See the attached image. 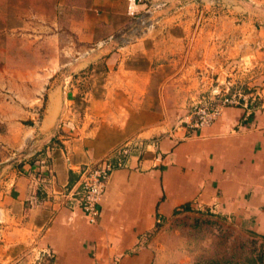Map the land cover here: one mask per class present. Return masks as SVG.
Instances as JSON below:
<instances>
[{"label": "crops", "instance_id": "obj_1", "mask_svg": "<svg viewBox=\"0 0 264 264\" xmlns=\"http://www.w3.org/2000/svg\"><path fill=\"white\" fill-rule=\"evenodd\" d=\"M154 1L165 16L152 30L133 21L147 17L136 0H68L50 32L30 35L36 61L20 82L26 95L0 109V264H187L186 243L162 238L179 234L189 214H209L264 239V84L260 108L229 106L196 131L185 125L130 142L136 145L111 174L97 222L80 211L78 168L125 145L98 155L91 122L113 129L108 121L152 103L154 90H163L162 98L180 87L186 69L264 72V0ZM98 64L103 93L88 97L91 120L79 123L69 111L61 117L62 89L73 99L78 74L92 83Z\"/></svg>", "mask_w": 264, "mask_h": 264}, {"label": "rangeland", "instance_id": "obj_2", "mask_svg": "<svg viewBox=\"0 0 264 264\" xmlns=\"http://www.w3.org/2000/svg\"><path fill=\"white\" fill-rule=\"evenodd\" d=\"M67 1L0 0V109L5 100L10 101L11 98L16 100V96L26 95V88L20 82L26 76L27 67L36 61L32 48L35 47L37 39L30 35L42 30L50 32L49 22H54L58 12L66 10ZM75 1L82 4L84 0ZM136 1L147 6L146 18L132 17L138 28L152 30L158 27L157 20L165 16L163 6L154 0ZM153 14L155 18H151ZM152 20L156 22L152 23ZM27 34L29 35L26 37ZM62 57H65L63 53ZM138 63H143V60L140 59ZM100 66L99 64L96 66L94 71L96 76L92 83L89 82L87 73L78 74L81 81L74 85L77 92L73 99H70L73 94L68 88L62 89L65 108L61 117L66 116L64 112L69 111L76 120L80 119L79 123L91 120L88 97H100L103 93ZM66 68L59 70V78L64 85L68 84L64 81L67 76L64 74ZM200 68H185L186 81H183L180 87L179 83H175L173 89L164 90L162 98L159 95L163 90L156 89L154 97L150 100L152 103L145 104L135 113L121 115L119 118L116 116L115 119L108 121V124H113V129L101 130L99 123H88V130H96L97 133L90 145L98 148L100 152L97 154L103 156L112 146L151 137L162 138L170 131L194 120L199 108L211 109L225 96L232 94L245 96L251 107L260 108L261 89L264 84V78L261 80V76L264 77L262 68L251 66L248 71L237 72L230 66L229 69L223 68L222 73H218L211 65L206 66V69ZM37 113L36 116H42V109L40 108ZM130 117L132 119H129ZM1 124L0 121V131ZM105 131L107 133H104ZM103 133L105 135H102ZM179 225L182 227L179 234H167L162 239L165 242H181L182 245L186 243L182 250L187 253V264H264V239L235 228L233 222L203 213L189 214Z\"/></svg>", "mask_w": 264, "mask_h": 264}, {"label": "built area", "instance_id": "obj_3", "mask_svg": "<svg viewBox=\"0 0 264 264\" xmlns=\"http://www.w3.org/2000/svg\"><path fill=\"white\" fill-rule=\"evenodd\" d=\"M251 107L248 98L232 94L225 96L218 105L211 109L199 108L196 118L188 121L186 126L191 131L211 125L221 115L226 107ZM136 144L129 143L120 147L116 152L94 162L86 164L77 170L78 180L75 185L74 196L79 205L80 211L89 224H95L99 217V205L104 196L111 174L123 168L131 155V149Z\"/></svg>", "mask_w": 264, "mask_h": 264}, {"label": "trees", "instance_id": "obj_4", "mask_svg": "<svg viewBox=\"0 0 264 264\" xmlns=\"http://www.w3.org/2000/svg\"><path fill=\"white\" fill-rule=\"evenodd\" d=\"M184 210H187V208L185 207Z\"/></svg>", "mask_w": 264, "mask_h": 264}]
</instances>
